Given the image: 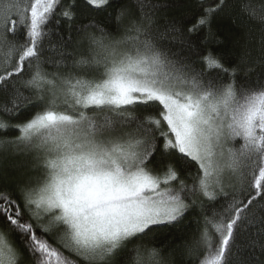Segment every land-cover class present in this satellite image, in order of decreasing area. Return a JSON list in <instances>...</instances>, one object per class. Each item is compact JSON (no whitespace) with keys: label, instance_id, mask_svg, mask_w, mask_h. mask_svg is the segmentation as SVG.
Wrapping results in <instances>:
<instances>
[{"label":"snow or ice","instance_id":"obj_1","mask_svg":"<svg viewBox=\"0 0 264 264\" xmlns=\"http://www.w3.org/2000/svg\"><path fill=\"white\" fill-rule=\"evenodd\" d=\"M111 7L0 0V111L9 117L0 118V163L21 156L25 174L39 173L16 183V198L0 192V264H23L24 252L35 264H175L150 237L197 205L204 227L186 255L264 264V3L213 0L191 28L161 30V6L145 0L109 13L107 25L78 23L82 8ZM222 14L241 34L236 63L199 53L196 70L190 36L208 27L211 42ZM57 16L67 31L54 43ZM161 142L170 157L163 169L153 166ZM205 202L218 208L211 217Z\"/></svg>","mask_w":264,"mask_h":264},{"label":"trees","instance_id":"obj_2","mask_svg":"<svg viewBox=\"0 0 264 264\" xmlns=\"http://www.w3.org/2000/svg\"><path fill=\"white\" fill-rule=\"evenodd\" d=\"M82 4V0H80ZM112 4L111 8H108L107 13L105 12H92L90 9L82 8V12L85 13V16L82 17L78 23H87L89 19L95 18L98 22L103 25L108 24V14L110 13L113 17L115 16L116 11L124 6V5H132L135 10V0H110ZM145 3L151 4H159L161 7L155 12V21L160 26L161 30L172 23H175L177 28H191L194 23H196L198 19V13L202 11L203 7H208L213 3V0H145ZM254 5H259L260 3H264V0H252ZM56 19H60V24H56ZM258 27V26H257ZM50 28L52 29V41L55 43L58 40L56 35L57 30L60 32L67 31L66 24L63 18L55 17L50 24ZM111 30V29H110ZM211 31L216 33L215 38L209 42L204 43L205 37L209 32L208 27H204L197 33H193L190 36V39L194 42V47L192 52L189 54L188 59L192 63L193 67L196 70L202 69V55L199 53L207 54L208 52H214L217 56L222 57V63L225 68H231L236 63V52L237 46L236 41L240 38V33L236 26L233 23L232 18L229 16L222 14L215 18L211 24ZM258 36V33H255ZM75 39V35H74ZM47 41H45V45L47 46ZM187 47L186 45L184 46ZM258 45L254 41L253 46V56L258 55L257 51ZM180 45L177 44L173 47V51H179ZM68 51H73V46H68ZM46 56L55 57V53L45 52ZM48 71H52L53 69L47 64L44 66ZM206 74L208 73V69H204ZM212 77H218L221 80L228 79V73H225L219 69L211 70ZM240 78H244L243 71L239 73ZM252 78H255V74L253 73ZM27 94V93H26ZM4 96L0 94V104L4 102ZM34 109H30L22 113L19 117L20 120L26 119L31 111ZM152 114H155L154 110ZM0 118L5 121L9 120V117L0 111ZM11 123L18 122L16 119H12ZM10 136L18 135L17 132H10ZM240 141L235 142L236 147H239ZM170 157L164 153L163 144L160 143V151L156 154L153 166L158 167L159 169H163L165 165L169 162ZM195 171V169H192ZM11 174H5L0 177V192H4L13 198L17 197V193L15 191V185L17 183V179H10ZM223 199V198H221ZM214 210H218V208L213 207L212 203L205 202V213L211 217V214ZM0 226L2 228H6L7 226L4 224L2 218H0ZM204 227V219L203 214L201 213V209L199 205L190 209L189 212L185 214L184 219L178 223L175 227H168L163 229L162 231L156 232L152 234L150 237L151 242L157 246H166L164 247V254L167 255L169 252L172 253V258L175 261V264H199V259L202 258L203 252L201 249H197L196 252L192 256L186 255L185 245L192 246L194 242L199 239L200 231ZM17 244H19V238L14 237ZM22 248V245H20ZM24 254L28 257L29 261L32 264H35L32 257L27 253Z\"/></svg>","mask_w":264,"mask_h":264},{"label":"rangeland","instance_id":"obj_3","mask_svg":"<svg viewBox=\"0 0 264 264\" xmlns=\"http://www.w3.org/2000/svg\"><path fill=\"white\" fill-rule=\"evenodd\" d=\"M23 157L16 156V157H10L8 160H4L2 163H0V177L4 176L5 174H11L10 179H17V182H20L27 178V175H38L39 173L29 172L25 174L24 169H20L18 167L19 161H21ZM0 228H2L0 226ZM23 264H32L31 261H29L28 257L24 254V260Z\"/></svg>","mask_w":264,"mask_h":264}]
</instances>
